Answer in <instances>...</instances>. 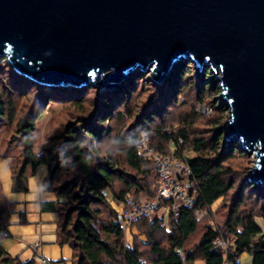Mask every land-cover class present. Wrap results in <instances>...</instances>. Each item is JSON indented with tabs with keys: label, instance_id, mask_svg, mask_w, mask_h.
Listing matches in <instances>:
<instances>
[{
	"label": "trees",
	"instance_id": "16d2710c",
	"mask_svg": "<svg viewBox=\"0 0 264 264\" xmlns=\"http://www.w3.org/2000/svg\"><path fill=\"white\" fill-rule=\"evenodd\" d=\"M190 68L191 63L182 60L160 86L150 80V86L158 88V97L148 105L140 103L150 88L146 86L148 76L136 71L104 94L103 105L89 111L86 99L81 97L85 90L96 89L94 85L44 87L16 75L6 59L0 60V160L11 164L14 191L28 192L29 178L41 166L47 167L44 190L53 193L56 201L42 203L43 210L60 214L59 239L73 248L76 264H224V255L214 246L217 238L235 239L228 264H243L240 257L245 253L252 256V264H264V186L243 182L237 189L230 167V160L244 156L246 151L239 143L223 144L225 134L219 128L220 121L211 124V134L193 136L194 113L174 134L166 133L161 125L176 105L179 93L194 86L192 82L187 84ZM203 73L194 86L199 102L214 89L209 72ZM55 100L71 104L81 114L50 137L39 154L35 151L36 122ZM123 112L133 124L114 135L115 126L109 124L113 119L125 121ZM143 132L150 134L151 146L161 154L167 155V145L174 144L176 158L186 161L192 170L198 204L193 209L181 206L177 213L171 212L167 226L159 217L150 219L153 214L141 217L131 227L146 239L134 237L129 245L112 203L123 205L129 195L147 199L156 196L154 164L136 149ZM187 146L195 151L194 158L185 157ZM231 193L224 227L205 226L200 240L191 244L205 217L199 218L198 210L208 215L219 200L224 199L226 204ZM164 204L170 206L169 202ZM11 214L0 180V233L7 231ZM177 249L184 252L185 260ZM0 264L35 262L12 257L0 242Z\"/></svg>",
	"mask_w": 264,
	"mask_h": 264
},
{
	"label": "water",
	"instance_id": "95a60500",
	"mask_svg": "<svg viewBox=\"0 0 264 264\" xmlns=\"http://www.w3.org/2000/svg\"><path fill=\"white\" fill-rule=\"evenodd\" d=\"M44 87L162 83L191 60L220 71L225 139L255 152L264 186V0H0V60Z\"/></svg>",
	"mask_w": 264,
	"mask_h": 264
},
{
	"label": "rangeland",
	"instance_id": "374dc122",
	"mask_svg": "<svg viewBox=\"0 0 264 264\" xmlns=\"http://www.w3.org/2000/svg\"><path fill=\"white\" fill-rule=\"evenodd\" d=\"M186 61L187 63H191V74H189L190 78H188L187 84H192L195 86L199 82V76L202 78L203 72L208 71V79H210L213 82L214 89L209 90L207 92L206 97L204 98L203 102L198 101V94H197V88L192 86L191 88L187 89L184 92L179 93L178 98L176 100V105L173 107V110L171 113L164 118L166 122H162L161 125L165 126L164 130L166 133L169 134H174L178 132L180 129H183V121L185 120L186 117L188 116H193L196 115L195 117V122L193 129H191V133L193 136H207V134H211L213 131V128L211 124L216 121H220V126L219 128H223L224 125L227 123L229 117H230V110L227 108L225 101L222 99V86L220 82H216L215 78L219 77L221 75L220 71H216V73L212 70L211 67L209 68H203L201 70L198 68L195 63H193L191 60H183ZM145 76H148L146 86L150 87L140 98V103L141 105H148L151 103V101H154L155 98L158 97V88L157 86H150V73H145L143 74ZM207 79V80H208ZM153 82V81H152ZM159 83L158 85L160 86ZM155 85V84H154ZM191 85V84H190ZM189 86V85H188ZM81 88V87H80ZM115 89V88H114ZM114 89H108V90H101L100 88L92 89L90 91L85 90L84 93L82 94L83 99H86V107L89 111H91L95 105L100 106L101 104L103 105V96L106 92L108 91H113ZM142 86L139 85V90L141 91ZM24 105L23 103L21 106ZM216 106V108H214ZM23 107V106H22ZM123 111V110H122ZM141 112L138 111L135 113V115H139ZM124 117L125 121L118 122L116 120H111L109 127H114L115 126V132L114 135H118L120 131L123 129H128L130 126L133 124V121H130L128 119V116L126 115L125 112ZM81 114V111H79L77 108L74 106H71V104L64 103V102H57L56 100L53 101L52 103L48 104L45 107V110L43 114L40 116V118L36 122V131L34 132V137L36 140V146H35V151L39 154H42L43 147L47 145L49 138L58 135L64 125L70 121L71 119L74 118L75 115ZM164 120V121H165ZM224 130V129H223ZM230 142H235L239 143V146L241 147L240 142H236L234 138H231L229 140H226L224 138L223 144H229ZM188 148L185 149V157L187 158H194L196 156L195 151L193 148ZM174 144L170 142L167 145L166 151L168 152L167 155H173L172 153L174 152ZM245 150V149H244ZM246 151V150H245ZM164 155V154H163ZM176 157V156H175ZM3 161V160H0ZM256 163V155L255 152H247L244 154V156H237L235 159L230 160V167L233 169L232 176L237 182V189L243 184V182H248L251 183L253 181L250 180V174L252 168H254ZM11 165V164H10ZM158 188V185L156 186V189ZM157 194V190L155 192ZM232 196V193L227 197L228 202H226L224 199L219 200L216 202L213 207L210 209V212L208 215L204 217V219L201 222V227L199 232L193 236L191 239V244L197 243L201 236L203 231L205 230V226H210L214 227L216 229L223 228L225 225V222L227 221L228 218V213H229V204H230V198ZM129 197H134L136 199L144 200V201H149L153 200L154 197L147 199L143 197H136L135 195H129ZM115 203V202H114ZM252 206V204H248ZM167 215V209H160L159 211H156V215H152L150 219H153L155 216L159 217L164 221L163 225L167 226L169 222V217L166 216V221L164 218H161V214ZM264 227V226H263ZM126 231V241L129 245L133 244V239L134 237L139 236V238L142 241H145L146 237L140 236L139 233L133 234L132 230L134 227L131 229V233L127 230V228H124ZM136 230V229H134ZM129 232V233H128ZM250 261V260H249ZM198 264H201L198 262Z\"/></svg>",
	"mask_w": 264,
	"mask_h": 264
},
{
	"label": "crops",
	"instance_id": "0c3cea01",
	"mask_svg": "<svg viewBox=\"0 0 264 264\" xmlns=\"http://www.w3.org/2000/svg\"><path fill=\"white\" fill-rule=\"evenodd\" d=\"M48 174L47 167L41 166L28 180V192L14 191L11 165L8 160L0 161V180L12 214L7 232L8 236L1 238L4 249L14 258L23 262L34 261L35 264H76L74 250L68 243L59 239L60 214L43 210L42 203L56 201L53 193L44 190V180ZM116 211L122 209V204L112 203ZM166 209V208H163ZM161 214V218H164ZM166 216V215H165ZM132 227L127 230L131 233ZM138 233L132 230L133 234ZM128 232V233H129ZM40 244L35 248V244ZM48 260L42 263L37 256ZM250 260V261H249ZM243 264H252V256L245 253L240 257ZM203 264V263H201Z\"/></svg>",
	"mask_w": 264,
	"mask_h": 264
},
{
	"label": "built area",
	"instance_id": "2783aa9c",
	"mask_svg": "<svg viewBox=\"0 0 264 264\" xmlns=\"http://www.w3.org/2000/svg\"><path fill=\"white\" fill-rule=\"evenodd\" d=\"M150 134L143 132L137 142L136 149L140 154L149 157L153 164L154 170L158 177L157 194L153 200L144 201L134 197H128L122 209L118 211L119 220L124 228H130L141 217L154 214L162 208L167 209L168 216L171 212L177 213L181 206L188 208H196L197 202V187L192 180V170L189 164L173 155H163L157 152L150 144ZM183 144V140L179 141ZM164 202H169L170 206ZM206 215L204 210H198L199 218ZM164 216V217H166ZM8 232L0 233V239L7 237ZM235 239L217 238L214 241V246L225 257L224 264H228L229 255L234 252ZM35 248H39L40 244H35ZM176 253L185 260V254L181 249H177ZM37 260L42 263H47L48 260L42 256H37Z\"/></svg>",
	"mask_w": 264,
	"mask_h": 264
}]
</instances>
